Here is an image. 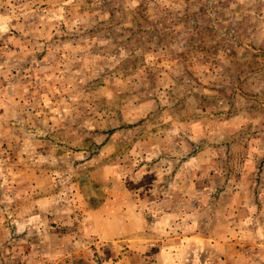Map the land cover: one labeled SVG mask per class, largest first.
I'll list each match as a JSON object with an SVG mask.
<instances>
[{
  "label": "rangeland",
  "instance_id": "1",
  "mask_svg": "<svg viewBox=\"0 0 264 264\" xmlns=\"http://www.w3.org/2000/svg\"><path fill=\"white\" fill-rule=\"evenodd\" d=\"M262 68L264 0H0V264H264Z\"/></svg>",
  "mask_w": 264,
  "mask_h": 264
},
{
  "label": "trees",
  "instance_id": "2",
  "mask_svg": "<svg viewBox=\"0 0 264 264\" xmlns=\"http://www.w3.org/2000/svg\"><path fill=\"white\" fill-rule=\"evenodd\" d=\"M222 9V6L218 8V6L216 5L213 6L212 3L208 5L207 3H204L197 12L192 13L189 12L188 9H185L183 14L174 17V13L169 11L168 8H160L158 11H162V15H160L156 22L152 21V23L150 22L147 15H145L141 11H136V17L138 19H141L144 25H146L147 27L143 28L142 26L138 25V29H136V32L146 36V41L142 40L139 37L137 47H141L143 49L145 48V43H148L154 45L153 49H150V46L146 48L148 52H156L158 50L157 48L166 49V47L170 46L171 44V42L169 41L171 39L175 40V38L179 35L178 32H175V26L179 22H183L186 29L185 37H182L180 39L184 42L183 49L186 53H189L193 50H200L207 51L208 53L206 55H213L216 53L217 47L221 44L225 47L227 53H229L232 47L231 43L234 41V39L233 36L231 37V34L227 33L226 31L220 34L222 21L218 18L220 16V13L222 14ZM210 12H213V14L211 15ZM167 19H169L168 24L166 23ZM189 21L191 22V24H189ZM110 23L111 22H109V24ZM235 28L238 29V26H236ZM235 32L236 31H234V33ZM205 37H210L211 39L215 40V44L209 47L205 46L203 43V39ZM195 42L197 43L194 44ZM208 50H210L211 52ZM130 54L133 57L132 51ZM142 56L143 55H140V58H143ZM262 70H264V68H262ZM262 74H264V71H262ZM253 108L254 110H256L257 108H261L259 110H264V103L260 102L259 105Z\"/></svg>",
  "mask_w": 264,
  "mask_h": 264
}]
</instances>
